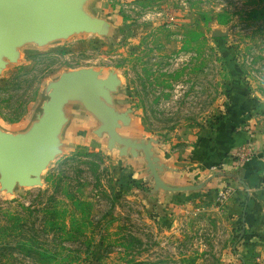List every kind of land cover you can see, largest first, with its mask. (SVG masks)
Here are the masks:
<instances>
[{
    "label": "rangeland",
    "instance_id": "obj_1",
    "mask_svg": "<svg viewBox=\"0 0 264 264\" xmlns=\"http://www.w3.org/2000/svg\"><path fill=\"white\" fill-rule=\"evenodd\" d=\"M263 7L264 0H96L91 10L115 34L24 46L0 74V127L24 130L46 83L63 71L113 69L122 80L118 106L134 110L124 134L177 147L232 120L254 135L252 157L264 164V14L250 16ZM76 119L42 186L0 190V264H264V169L248 219L244 187L231 179L210 207L166 208L147 197L151 181H130L133 162L107 151L92 118ZM224 187L232 194L220 204ZM236 196L238 209L228 213Z\"/></svg>",
    "mask_w": 264,
    "mask_h": 264
},
{
    "label": "water",
    "instance_id": "obj_2",
    "mask_svg": "<svg viewBox=\"0 0 264 264\" xmlns=\"http://www.w3.org/2000/svg\"><path fill=\"white\" fill-rule=\"evenodd\" d=\"M95 1L0 0V74L20 60L24 46L46 47L82 34L114 35L116 26L91 10ZM121 86L116 70L104 74L94 67L66 70L49 80L40 110L24 130L11 132L0 127V190L12 194L16 188L43 185L44 171L63 152L70 106L82 108L95 120L92 133L105 141L108 152L116 151L119 158L142 159L152 183V190L146 192L150 201L155 202L160 193L201 189L216 176L236 179L232 174L216 172L195 185L167 181L164 174L175 170L154 149L162 140L122 132L133 126L134 110L118 106Z\"/></svg>",
    "mask_w": 264,
    "mask_h": 264
},
{
    "label": "crops",
    "instance_id": "obj_3",
    "mask_svg": "<svg viewBox=\"0 0 264 264\" xmlns=\"http://www.w3.org/2000/svg\"><path fill=\"white\" fill-rule=\"evenodd\" d=\"M68 113L70 115V121L78 118L79 115L89 116L92 118L85 110L77 106L68 107ZM134 122L135 119L133 113V125ZM233 124L232 120L226 122L222 121L216 125L214 130L208 132V134L199 136L197 140L191 139L186 141L185 144H181L177 147L172 146L174 143L169 144L167 141L160 139L162 140V145H157L154 149L161 157L162 161L175 170L173 172L167 171L164 174V178L167 181L180 185H195L200 183L212 173L216 172L232 174L236 177V179L226 175H220L209 180L201 189L198 190L160 193L158 195L159 199L156 200L158 204H162L166 208H179L181 206L188 208L192 205H198L200 208H205L206 205H208L207 207H210L209 203L211 202L213 204L218 187H221L223 183H226V180L231 179L244 187L243 190L246 192V196L248 197L246 208L248 219L250 204L258 197L253 193L255 189L254 186L258 179L262 176L261 171L264 169V164L261 160H259V158H257V155L249 158L246 163L242 165L238 164L239 162L236 159L237 156H235V152L241 147H247V145L252 149L256 148V139L253 134L246 130L245 127L234 129L232 127ZM96 126L97 124L95 127ZM120 159H129L134 164H129L132 175L129 177V173H126V177L132 179H129L130 181L142 180L143 182H150L147 178V173L145 172L141 158L132 159L131 157H128ZM140 160L142 161V164H140ZM236 160L237 162H235ZM237 164L239 167L236 169L235 165ZM213 169L222 171L213 172ZM149 190L151 191L152 188ZM149 190L147 192H150ZM238 197H233L227 204L226 207L228 209V213H232L238 209Z\"/></svg>",
    "mask_w": 264,
    "mask_h": 264
},
{
    "label": "built area",
    "instance_id": "obj_4",
    "mask_svg": "<svg viewBox=\"0 0 264 264\" xmlns=\"http://www.w3.org/2000/svg\"><path fill=\"white\" fill-rule=\"evenodd\" d=\"M235 156H239L241 160H248L250 157L253 156V151L250 147H241L235 152ZM232 194V189L230 187H224L223 189L219 190L216 195V201L220 204L226 202Z\"/></svg>",
    "mask_w": 264,
    "mask_h": 264
},
{
    "label": "trees",
    "instance_id": "obj_5",
    "mask_svg": "<svg viewBox=\"0 0 264 264\" xmlns=\"http://www.w3.org/2000/svg\"><path fill=\"white\" fill-rule=\"evenodd\" d=\"M262 14H264V7L263 8H260V9H254V10H252L251 12H250V16L251 17H253V18H255V19H257V18H262ZM219 16H221V15H219ZM219 16H218V22L219 23H226L227 22V18H219ZM74 223H77V221L76 220H74ZM63 224H65V223H63ZM64 229H65V227H64ZM77 230H79L80 232H82L83 231V228L82 227H78L77 228ZM44 253L45 252H40L39 254L40 255H44ZM125 264H136V262H134V261H127Z\"/></svg>",
    "mask_w": 264,
    "mask_h": 264
}]
</instances>
